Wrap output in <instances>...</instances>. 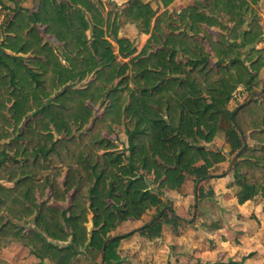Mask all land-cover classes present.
Returning <instances> with one entry per match:
<instances>
[{
	"label": "trees",
	"instance_id": "16d2710c",
	"mask_svg": "<svg viewBox=\"0 0 264 264\" xmlns=\"http://www.w3.org/2000/svg\"><path fill=\"white\" fill-rule=\"evenodd\" d=\"M258 3L210 0L172 16L127 0L123 13L149 36L137 53L118 37L117 14L111 22L93 0H38L35 11L17 2L0 31V249L20 243L50 264H73L93 250L103 264H122L120 240L135 233L155 239L163 224L178 222L161 207L164 188H181L186 174L204 198L200 182L228 160L209 147L220 115L240 85L256 93L264 68ZM38 26L55 38L58 53L43 43ZM91 75L85 89L75 86ZM54 91L55 103L33 113ZM236 109L227 143L232 155L243 146L234 121L247 147L232 165L229 186L244 204L264 187V93ZM94 115L86 133L65 139ZM114 126L125 127L126 147ZM150 208L158 214L141 230L109 235Z\"/></svg>",
	"mask_w": 264,
	"mask_h": 264
},
{
	"label": "rangeland",
	"instance_id": "374dc122",
	"mask_svg": "<svg viewBox=\"0 0 264 264\" xmlns=\"http://www.w3.org/2000/svg\"><path fill=\"white\" fill-rule=\"evenodd\" d=\"M58 1L61 4L63 3V0H58ZM93 1L97 3L104 17H106L107 14H110V16L112 17L111 22L114 19V14H117L118 18L116 19V22H117L116 25L118 26V30H117L118 37L124 38L121 34L122 29H123V32L129 35V38L127 39L132 43L136 51H138L139 49H142V47L146 44V41L149 36L141 32V27L139 23H134V25L132 23H129L130 19H128L126 17V14L123 13L124 10H123L122 5L118 6L117 5L118 2H116L115 0H114L115 1L114 3L109 2L107 0H93ZM209 1L210 0H189V2H193V4H199L202 6L206 5ZM17 2H20L23 7H26L30 9L31 11H35V9L38 6V0H0V31H3L4 26L7 23V21H9L10 19L12 20L14 16L13 9L17 6L16 5ZM256 11L259 13L261 18L264 17V0H262L260 5L256 6ZM173 12H176V11H173ZM171 15L176 16L173 13H171ZM261 23L263 22L261 21ZM38 27H39L40 36L43 38V43L47 44L50 48H52L54 51L58 53V50H57L58 45L56 44L57 41L55 40V38H52L51 36L46 34L44 32L43 27L41 26H38ZM213 31H215V28L213 29ZM2 36L4 37V35ZM108 37H109L108 40L112 42V47H113L114 52L117 53V50H118L117 44L112 40V36L110 34H108ZM257 47L264 48V38ZM150 48L151 50H156L157 46L152 44L150 45ZM6 53L9 55H15L11 53L9 50H6ZM18 55L19 57L23 59L26 58L23 55H20V54ZM176 59L177 61L184 60L183 56L181 55H177ZM118 60L120 61V58H118ZM127 60L128 59L122 60V61H127ZM99 69L100 68H97L96 71H98ZM92 78L93 77L91 75V76H88L82 82L74 83V84L78 89L80 88L83 90L87 87L86 85ZM256 82L258 84V87L255 91L256 92L255 94H249V92L246 91L245 88L240 85L237 88V90L234 92V94L232 95L230 102L227 106V110L220 115L217 133L214 137V140L209 145V147L212 148V150L222 151L227 156L228 160L225 163V165L223 164L221 166V168L215 169L216 172H214L215 173L214 176L216 175L215 177L216 179H219L220 177L224 176L225 175L224 171L225 170L227 171L229 167L232 168L231 164H232L233 157L235 156V154L232 155L230 153V147H229V144L227 143V137H226V131L230 127V124H231V120H230L231 113L237 107L243 105L244 103L246 102L248 103L249 101L256 100L263 95L264 93V88H263L264 68L257 73ZM261 91H263V93L259 95ZM57 93L58 91H54V93L50 97L43 99L42 106L39 109L35 108L33 113L40 112L41 108L48 107L51 103L54 104L55 101L57 100ZM86 105L89 108H91L93 111L95 110V113L97 116L100 115L101 108L95 107L91 99H88L86 101ZM97 116L94 115V118L92 119V121L90 122L88 126L80 130H74L73 133L65 137V139H71L73 136L79 137L81 134L86 133L85 131L88 128H91L92 122L94 121L95 118H97ZM29 118L31 120L32 115ZM29 118L27 120H29ZM23 126H24V123L22 124L21 128H23ZM113 130L118 140V143L126 147L128 143V139H127V135L125 132L126 131L125 127L124 126H114ZM224 149L225 150L227 149V152H224ZM231 172H232V169H230L226 174L231 173ZM185 176L187 177L186 179H191V177L187 176L186 174ZM193 188L194 186L192 185V183L189 182V184L187 185V188H186V183H185V185H183L181 188H177L173 190L169 188H164L162 191L164 200H163L161 207L163 206L165 207L163 209L164 212L170 209L171 212H174L176 215L183 218L184 222L183 224H180V227H181L180 231L184 232L185 231L184 229L185 228L187 229L186 225L193 222L192 218L194 217V214L196 215L198 213L197 212L198 210L206 209L209 213L208 215L202 214V217H201V222L203 221L202 223L208 226L206 227V231L208 229L209 233L213 232L212 228L222 225L223 221L226 224H228L229 222L227 219L229 218V216L224 217V216L215 215L211 211V209L221 207L220 204H218V202L214 199L212 189L205 187L206 195L204 198L199 200L197 198V192L194 191ZM251 200L255 204V205L252 204L253 206H255V208L256 207L262 208L260 206L264 205V187H263V190L259 192L257 197ZM224 204L225 203H223V205ZM224 206H230V204H225ZM195 207H196V211L194 210ZM255 208H252L253 210L249 212V221H250V223L248 224L249 229H248V225L244 224V227L245 228L247 227L246 233H244V231H241V230H236L235 233H238V234L235 235L233 232L231 236L234 242H240L246 245L245 249L247 250H249L251 247L253 248L259 247L260 243L262 242L264 243V217L262 214V212L264 213V209L262 210V212L261 211L259 212V210H257L258 212L257 213L255 212ZM158 210H159L158 208H150L141 216V219H138V220L129 219L125 222L119 223L116 226V228L110 232L109 235L116 236V235H125L129 233L131 234L135 233L136 231L134 230L135 231L134 232L132 230L135 228L139 229L143 227L145 224H147L149 221H151L158 214ZM169 217H170L169 214H167L168 219ZM17 225L21 227H25V229H30L31 227H34L33 223H29V222L27 224L21 222L20 224H17ZM90 226H91V223H89L88 227L90 228ZM138 236L145 237L141 235H138ZM229 237H230V234H229ZM138 241H139V238L134 237V238L128 239L123 244H121L120 248L122 249L123 256L125 255L126 257H130L128 258L127 263L128 264H157L156 261L159 260L160 258H156L157 254L152 253V251H157L160 248H157L156 246H152V245H147L143 249V247H141L140 241L139 242ZM223 253H224V256L220 264H237V262H240L243 260L240 257V252L236 250L232 249L230 250V252L227 251ZM253 253H256V251H254ZM93 254L97 255V253H93V250L89 252H85L79 255L77 258L78 260H76L73 264H103L100 255L99 256L97 255L94 257ZM248 255H249L248 259H252L250 256L251 254L249 253ZM226 256L229 257V260H227ZM256 259L257 258H254V261L249 262V263L246 262V264H258V259L257 260ZM42 263L43 262H40V261L37 262V264H42ZM24 264H31V262H27V260L25 259Z\"/></svg>",
	"mask_w": 264,
	"mask_h": 264
},
{
	"label": "crops",
	"instance_id": "0c3cea01",
	"mask_svg": "<svg viewBox=\"0 0 264 264\" xmlns=\"http://www.w3.org/2000/svg\"><path fill=\"white\" fill-rule=\"evenodd\" d=\"M107 1L113 3L116 1L118 2L117 5H122L123 8L127 3V0ZM141 1L143 3L150 4V6L157 11V15L161 14L164 11H168L170 14L173 13L177 15L183 8L189 5H193V2H189V0H173L166 6L163 5L160 0ZM261 2L262 0H259L258 5H260ZM129 23H132L134 25L135 22L130 20ZM209 31L213 32V29H209ZM121 34L123 37L129 38V35L123 32V29ZM140 50L141 49H139L137 53ZM205 61L214 62V59L206 58ZM224 152H227V149H224ZM225 163L219 164L217 168H221V166L223 164L225 165ZM229 170V168L227 171L225 170V175L220 177L219 179H216V175H213V178H207L206 180L200 182V184L203 185L204 188L208 187L212 189L214 199L221 206L215 209H211V211L215 215L224 217L229 216V218L227 219L229 222L228 224L223 221L222 225L212 228L213 232L209 233L208 229L206 231V227L208 226L204 225L202 223L203 221L201 222L202 214L208 215L209 213L206 209L198 210V213L196 215L194 214V217L192 218L193 222L186 225L187 229L185 228V231L183 232L180 231V224H183L184 222L183 218L174 213V215L179 218L178 222L174 226L171 224H163L160 237L155 239H148L145 237H140L138 236L139 234L135 233L120 240L117 248V253L122 259V264H128L127 260L130 257H126L125 255L123 256V252L120 246L128 239L134 237L139 238L141 247H143V249L147 245H152L160 248L157 251H152V253L157 254L156 258H160L159 260L156 259L157 264H220L224 256L223 252H230V250L232 249L240 252V257L243 259L242 261L237 262V264H246V262H252L254 261V258L258 259V264H264V243L262 241L259 247H251L249 250H247L245 249L246 245L240 242H234V240L231 238L233 232L235 235L238 234L235 233L236 230H241L246 233L247 227L245 228L244 224L248 225L250 223L249 212L253 210L252 208H255V206H253L255 204L252 202V200H249L244 204H238L236 189L235 187L229 186L233 182L232 172L226 174ZM189 182L194 186V190L199 185V183L198 185H194L193 177H191V179H186L183 185H185L186 183L187 188ZM223 203L230 204V206H224L225 204L223 205ZM260 207L262 208L256 207L255 212H257V210H259V212H262V210L264 209V205H261ZM262 214L264 217L263 212ZM134 230L138 231V228H135L132 231ZM254 251H256L257 254L253 253ZM249 253L251 254L250 256L252 259H248ZM226 258L227 260H229L228 256H226ZM25 259L27 260V262H31V264H37V262L39 261L43 262L42 264H50L49 261L40 259L39 257L35 256L29 247H26L20 243H12L6 248L0 249L1 264H24Z\"/></svg>",
	"mask_w": 264,
	"mask_h": 264
},
{
	"label": "water",
	"instance_id": "95a60500",
	"mask_svg": "<svg viewBox=\"0 0 264 264\" xmlns=\"http://www.w3.org/2000/svg\"><path fill=\"white\" fill-rule=\"evenodd\" d=\"M263 88H264V83H263ZM262 93H263V91H261V93H259V95H261ZM240 107H241V106L237 107L236 110H238ZM232 122H233V124L235 125V127H236L238 133H240L241 138H242V142H243V146H242V148H241V149L235 154V156L233 157L232 164H234V163L236 162L238 156L241 154V152L247 147V142H246L244 136L242 135V131H241V129L235 124L234 121H232ZM232 164H231V166H232ZM229 169H231V167H229ZM211 177H213V176H209L208 178H211ZM194 210L196 211V207H195ZM142 228H143V227L139 228L138 230H141ZM103 250H104V247H103Z\"/></svg>",
	"mask_w": 264,
	"mask_h": 264
}]
</instances>
